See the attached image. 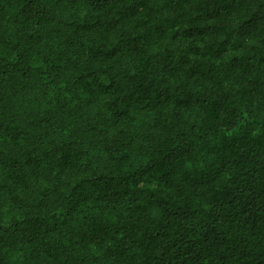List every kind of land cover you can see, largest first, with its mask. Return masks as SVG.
Masks as SVG:
<instances>
[{
  "label": "trees",
  "instance_id": "trees-1",
  "mask_svg": "<svg viewBox=\"0 0 264 264\" xmlns=\"http://www.w3.org/2000/svg\"><path fill=\"white\" fill-rule=\"evenodd\" d=\"M0 264H264V0H0Z\"/></svg>",
  "mask_w": 264,
  "mask_h": 264
}]
</instances>
